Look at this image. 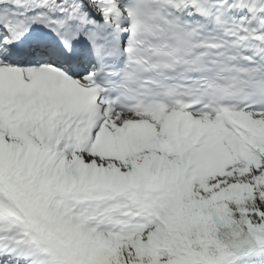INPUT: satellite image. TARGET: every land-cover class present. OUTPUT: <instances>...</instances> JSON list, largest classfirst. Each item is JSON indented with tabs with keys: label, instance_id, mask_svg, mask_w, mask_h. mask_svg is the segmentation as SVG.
Masks as SVG:
<instances>
[{
	"label": "snow or ice",
	"instance_id": "obj_1",
	"mask_svg": "<svg viewBox=\"0 0 264 264\" xmlns=\"http://www.w3.org/2000/svg\"><path fill=\"white\" fill-rule=\"evenodd\" d=\"M0 264H264V0H0Z\"/></svg>",
	"mask_w": 264,
	"mask_h": 264
}]
</instances>
